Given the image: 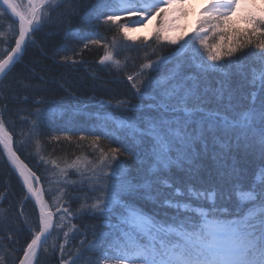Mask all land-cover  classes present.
<instances>
[{
    "label": "snow or ice",
    "instance_id": "snow-or-ice-1",
    "mask_svg": "<svg viewBox=\"0 0 264 264\" xmlns=\"http://www.w3.org/2000/svg\"><path fill=\"white\" fill-rule=\"evenodd\" d=\"M186 2L94 0L85 7L82 17L94 30L63 28L65 43L55 48L60 62L83 63L76 57L92 48L102 49L96 60L101 71L119 72L126 67L125 53L147 40L132 35L133 28L143 27L157 17L165 22L157 28L154 40L174 46L169 55H158L155 60L146 55L147 62L140 65L139 72L126 77L137 95L144 97L153 89L156 95L148 98H159L157 104L149 105L159 115L145 126L119 117L112 120L111 127L105 120L98 130L66 128L48 137L49 143L67 142L76 147L86 142L98 153L93 162L82 156L70 160L66 153L57 157L50 154L48 158L41 154L45 112L39 107L30 113L34 118L21 117L28 127L21 128L18 134L13 130L14 123L5 118L9 111L7 101L11 99L7 93L13 91V85H5L4 81L23 60L27 49L36 44L34 37L53 26L56 30L49 32L48 37L60 35L63 18L75 15L79 4L74 0H0V22L11 20L8 31H0V41L7 44L0 50V85H3L0 87V160L5 161L10 175L14 173L18 177L22 197L20 215L11 223L9 209L0 207V264H7L10 257L12 264H38L41 250L49 252L48 240L54 229L63 231L64 241L59 242L60 264H77L83 255L80 248L65 257L69 235L76 230L72 221L77 219V214L100 216L109 229L86 249L98 248L95 264H264V168L249 183H244L240 179L242 170L236 164L228 166L223 153H213L218 164L216 179L219 185L228 187L226 194L231 208L218 203L225 195L219 187L181 189L167 180L173 169L187 168L191 172L201 155L198 149L202 146L203 154L208 153L209 137L213 148L220 143L223 149L226 145L222 141L227 140L230 150L234 144L237 151H258L264 160V7L257 8L256 0H209L201 8L197 26L187 38L161 35L174 30L166 22L169 11L182 8ZM242 2H246L247 10L233 21ZM62 8L64 11L59 12ZM101 27L105 34L99 31ZM209 32L219 40L209 44V38L202 36ZM69 43L80 47H68ZM157 51L153 49L152 54L156 55ZM247 57L251 58L250 64H242ZM184 62L198 69V75H185ZM232 69L250 87V104L239 110L233 108L231 84L220 80L214 92L221 102L227 95L228 104L209 107L207 97L211 89L205 86L201 90V76L212 73L228 76ZM43 103V98L36 101L38 105ZM125 104L121 100L116 107L132 110ZM120 132L148 140L152 171L170 195L153 197L151 185H134L127 179L119 158L132 153L120 142ZM102 141H107V150ZM28 143L34 146L39 161L55 170L52 175L58 178L50 181L56 185L55 191L49 187L46 193L40 186V178L18 155L20 148ZM71 173L79 179H69ZM85 183L93 195L86 194L73 212L71 205L80 199L73 193L84 191ZM145 192L144 199L159 201L162 207L173 211L163 216L145 211L135 199ZM7 195V189L0 192V202ZM46 195L52 196L51 201ZM29 200L35 204L32 216H26L23 211V202ZM11 216L15 217V213ZM18 220L23 223L18 225ZM14 235L26 237L19 249L15 247L19 240L13 241ZM57 243L52 241L53 254ZM85 264H93L92 259H87Z\"/></svg>",
    "mask_w": 264,
    "mask_h": 264
},
{
    "label": "trees",
    "instance_id": "trees-1",
    "mask_svg": "<svg viewBox=\"0 0 264 264\" xmlns=\"http://www.w3.org/2000/svg\"><path fill=\"white\" fill-rule=\"evenodd\" d=\"M94 0H74V3L79 4V8L75 15L63 18L60 35L48 37L49 32L56 30V27L46 28L43 32L38 33L34 39L36 44L31 45L24 54L23 60L16 66L13 73L8 80L4 81L7 85H13V91L7 93L11 99L8 100L9 111L5 114L6 119H10L14 123V131L18 134L21 128L27 129L28 125L21 117H28L32 119L30 113L39 107L45 112L44 127L40 137L42 141V155L46 158L51 154L52 157L64 156L65 153L68 159H75L77 156L85 157L87 160L95 162L98 153H94L86 142L81 147L75 145H68L67 142L49 143L48 137L53 134H59L64 129L76 131H91L99 129V126L105 120L111 122L115 118L126 117L135 123L137 126H145L147 122L158 116L159 113L155 108H150L149 105L158 103L157 99H149L148 97L155 96L153 89H149L144 97L137 95L131 84L126 79L127 75H135L140 70V65L146 61V55L152 60H155L158 55H169L174 46L166 43H157L154 36L147 38L145 43H137L133 46V50L125 53L128 57L127 66L121 71H109L108 69L100 70L101 66L96 63L102 49L92 48L86 50L82 56L76 57L77 60H82L79 64H62L59 56L55 52V48L62 46L65 42L62 40L63 28L79 29L83 31H92V27L86 25L82 17L84 15L85 7L93 3ZM60 9L59 12H63ZM56 16L57 14H53ZM240 16H233L232 20L237 21ZM202 18V17H201ZM136 19V18H132ZM10 19H5L0 22V31H8ZM197 26V25H196ZM195 26V27H196ZM243 27V24H239ZM101 34L104 29H99ZM110 37V33H108ZM11 40V34H8ZM202 36L209 38V44L215 43L219 37L213 36L211 32L202 33ZM144 40V37H140ZM14 44V40L11 41ZM7 47V44L0 41V50ZM68 47H80L78 44L69 43ZM153 49H158L156 55L152 54ZM248 51H258L257 49H249ZM55 57V59H53ZM123 59V57H121ZM206 59V58H205ZM251 58L247 57L241 61L242 64H250ZM183 72L185 75H198L199 70L187 62L183 63ZM230 74L224 76L222 73L208 74L207 77L201 76V90L205 86L209 87L211 91L208 94L209 107L215 108L217 106L223 107L228 104V96L225 95L221 102L215 95L214 89L218 87V81L227 80L231 84L232 107L239 110L244 106L250 104V87L245 84L243 78L235 74V70H229ZM95 77V78H94ZM28 87H25V85ZM3 87V85H0ZM43 98L45 103L36 104V101ZM125 101V107L132 110L125 111L118 109L116 104L118 101ZM258 104V101H257ZM120 142L124 144L132 153L131 156L125 154L120 156L119 160L123 169L126 171L127 179L134 185H151L153 197H163L170 195L165 191V185L160 178L152 171V160L150 159V143L146 138H133L131 135L120 132ZM19 136H17V139ZM226 145L223 149L220 143H216L213 148V140L209 137V150L207 154H203L202 146L198 151H201L199 159L195 166L189 172L185 169H173L167 174L168 183H175L181 189L187 187H194L197 190H204L209 188H217L224 192V198L218 200V203L224 206H231L228 204L227 191L228 187L219 185L217 177V159L214 158L213 153H223L228 166L236 164L238 169L242 170L240 176L241 181L249 183L255 174L264 168V160L261 159L259 152L245 153L244 151H237L234 144L231 150L227 146V140L222 141ZM102 146L107 150V141H102ZM115 146V145H112ZM55 150V151H53ZM2 151V150H0ZM18 155L21 160L26 163L32 171L40 178L41 186L48 192L49 187L55 191L56 185L50 184V181L57 179L52 173L55 171L51 165H44L36 156L34 146L31 143L21 147ZM115 163V162H114ZM89 167H91L89 165ZM69 179L78 180L79 177L75 173H71ZM80 187L79 184L76 185ZM84 191L73 193L79 197L75 203L71 205L73 212L80 206V201L87 194L91 197L93 194L88 192V184L83 185ZM7 189V198L0 202V207L9 209L10 223L19 217L21 210V185L18 183V178L13 174L10 175L9 167L6 166L4 160H0V192ZM147 193H141L135 197L140 206L147 212H158L161 216L166 213H171L173 210L166 209L160 205L159 201L155 203L152 200L144 199ZM46 199L51 201L52 196L46 195ZM34 206L32 202H23V211L26 216H32L34 213ZM15 213V217L11 214ZM58 216L56 220L58 221ZM18 225L22 224V220L16 221ZM72 223L76 225V230L70 233L68 243L65 246V257L69 253L75 252L80 248L82 258L77 264H85L89 258L92 259L93 264L98 257V248L92 247L91 251H86L93 244L94 240L102 233L108 232L105 221L100 216L77 214V219ZM67 230V229H64ZM2 231V229H0ZM19 240L15 245L17 249L21 248L25 242V235L19 237L13 236V241ZM53 240H57L55 253L51 248ZM63 231L54 229L52 235L48 240L49 252L41 254L38 264H60L59 242H63ZM83 242V243H81ZM7 264H12L10 257Z\"/></svg>",
    "mask_w": 264,
    "mask_h": 264
},
{
    "label": "rangeland",
    "instance_id": "rangeland-1",
    "mask_svg": "<svg viewBox=\"0 0 264 264\" xmlns=\"http://www.w3.org/2000/svg\"><path fill=\"white\" fill-rule=\"evenodd\" d=\"M208 3L209 0H187V2L183 4L182 8L171 9L167 16L166 22L171 24L174 30L162 32L161 35H167L169 37L183 35L185 38H187L190 34H192L193 28L197 25V19L199 17L201 8H203ZM247 7L248 6L246 2H242L240 8L233 16L243 15L247 10ZM256 7H264V4L261 3V0H256ZM182 13H186V15ZM164 22L165 21H163L161 18L157 17L149 21L143 27H134L131 34L139 38H149L155 35L157 28L160 27Z\"/></svg>",
    "mask_w": 264,
    "mask_h": 264
},
{
    "label": "water",
    "instance_id": "water-1",
    "mask_svg": "<svg viewBox=\"0 0 264 264\" xmlns=\"http://www.w3.org/2000/svg\"><path fill=\"white\" fill-rule=\"evenodd\" d=\"M18 178V177H17ZM41 186V185H40ZM42 187V186H41ZM32 202V204H33V206H34V208H35V204H34V201H31ZM37 215H38V212L36 213Z\"/></svg>",
    "mask_w": 264,
    "mask_h": 264
}]
</instances>
